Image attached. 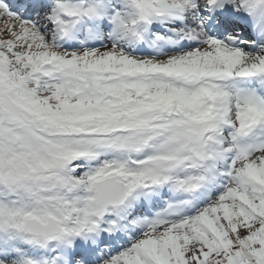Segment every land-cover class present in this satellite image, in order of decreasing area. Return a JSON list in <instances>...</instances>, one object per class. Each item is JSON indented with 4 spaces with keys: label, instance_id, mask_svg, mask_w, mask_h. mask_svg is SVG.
Wrapping results in <instances>:
<instances>
[{
    "label": "snow or ice",
    "instance_id": "1",
    "mask_svg": "<svg viewBox=\"0 0 264 264\" xmlns=\"http://www.w3.org/2000/svg\"><path fill=\"white\" fill-rule=\"evenodd\" d=\"M0 264H264V0H0Z\"/></svg>",
    "mask_w": 264,
    "mask_h": 264
}]
</instances>
